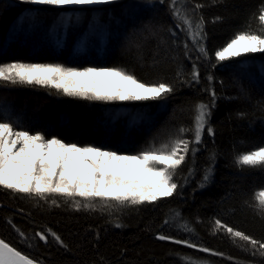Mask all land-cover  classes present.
I'll use <instances>...</instances> for the list:
<instances>
[{
    "label": "trees",
    "instance_id": "1",
    "mask_svg": "<svg viewBox=\"0 0 264 264\" xmlns=\"http://www.w3.org/2000/svg\"><path fill=\"white\" fill-rule=\"evenodd\" d=\"M169 4L170 0H117L54 7L0 0V64L115 67L141 82H164L174 88L167 99L158 101H90L46 87L0 84V111L18 117L24 130L135 155L159 148L181 127H191L198 104L210 105L208 126L214 129V135L205 130L202 142L192 145L195 153L189 152L173 177L176 192L152 203L77 209L0 190V239L21 253L43 264H264V255L253 254L250 245L225 228L213 230L220 220L264 241V216L256 211L264 191V167L241 168L236 163L239 155L264 147V53L224 62L214 55L238 32L264 35L258 20L264 0H187L189 9L204 5L197 14L205 21L207 56H200L183 28L176 26L181 22L173 18ZM217 16L222 19L216 21ZM193 65L198 80L192 77ZM183 138L193 139L191 133ZM49 229L67 249L50 234L47 244L33 239L36 232ZM160 235L173 239L160 240Z\"/></svg>",
    "mask_w": 264,
    "mask_h": 264
},
{
    "label": "snow or ice",
    "instance_id": "2",
    "mask_svg": "<svg viewBox=\"0 0 264 264\" xmlns=\"http://www.w3.org/2000/svg\"><path fill=\"white\" fill-rule=\"evenodd\" d=\"M22 2L64 7L108 5L116 3L117 0H22ZM215 2L217 0H213V3ZM169 7L173 18L181 22L176 26L183 28L191 39L193 48L200 56H207V49L203 43L206 40L205 21L203 16L197 14V10L204 5L195 4L189 9L187 0H170ZM221 19L222 17H215L216 21ZM258 20L264 25V6L259 10ZM62 22H67V18ZM185 48L187 50V44ZM254 53H264V35L242 31L215 51L214 55L217 62H224ZM261 72L264 73V66L261 67ZM192 77L195 80L199 79L195 65ZM0 84L14 87H46L55 89L58 95L90 101H158L167 99L174 91L171 84L144 83L121 68L79 69L62 64L20 61L0 64ZM212 98L214 106L215 92L212 93ZM209 108V104L196 105L191 127H181L170 142L161 144L159 148L152 146L135 155L119 154L94 145L66 143L55 136L46 138L42 132L32 133L24 130L18 117L9 118L6 110L0 111V115H3V119H0V190L35 199L37 202L47 203L50 200L54 206H59L58 200L71 201L77 209L81 207L95 209L94 202L111 207L140 205L171 197L178 188L173 177L185 162L189 152L196 151L192 145L202 142L205 130L209 135H214V129L208 126ZM185 133H191L193 139H184ZM236 163L241 168L264 167V147L239 155ZM211 171L210 168L206 170L205 181L210 178ZM77 197L80 199L77 200ZM256 211L264 216V191L259 193ZM8 223L12 224V221L9 220ZM184 227L185 230H189L186 225ZM219 228H225L233 238H239L246 245H250L253 254L258 251L264 255V241L256 240L216 220L213 230ZM49 234L60 247L67 249L61 237L50 229L47 232H36L33 239L38 238L47 244ZM19 235L25 236L23 232ZM158 239L173 238L160 235ZM173 242L205 253L223 255L208 248H199L198 245L186 240ZM0 264H43V261L22 254L4 239H0Z\"/></svg>",
    "mask_w": 264,
    "mask_h": 264
},
{
    "label": "rangeland",
    "instance_id": "3",
    "mask_svg": "<svg viewBox=\"0 0 264 264\" xmlns=\"http://www.w3.org/2000/svg\"><path fill=\"white\" fill-rule=\"evenodd\" d=\"M203 136V135H202ZM70 137H76V136H74V135H70ZM161 146V145H160ZM77 200H79L80 198L79 197H77L76 198ZM58 203L59 204H63L64 206H66V207H68V208H76L73 204H72V202L71 201H68V202H64L63 200H58ZM94 203H96V207H95V209H103L105 206H103L101 203H99V202H94ZM82 208V207H81ZM199 251V250H198Z\"/></svg>",
    "mask_w": 264,
    "mask_h": 264
},
{
    "label": "water",
    "instance_id": "4",
    "mask_svg": "<svg viewBox=\"0 0 264 264\" xmlns=\"http://www.w3.org/2000/svg\"><path fill=\"white\" fill-rule=\"evenodd\" d=\"M23 254V253H22Z\"/></svg>",
    "mask_w": 264,
    "mask_h": 264
}]
</instances>
